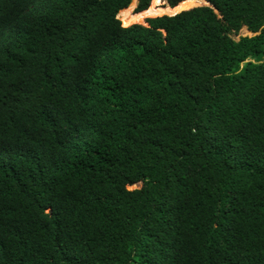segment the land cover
<instances>
[{
	"label": "trees",
	"instance_id": "obj_1",
	"mask_svg": "<svg viewBox=\"0 0 264 264\" xmlns=\"http://www.w3.org/2000/svg\"><path fill=\"white\" fill-rule=\"evenodd\" d=\"M165 1L0 0V264H264V0Z\"/></svg>",
	"mask_w": 264,
	"mask_h": 264
},
{
	"label": "rangeland",
	"instance_id": "obj_2",
	"mask_svg": "<svg viewBox=\"0 0 264 264\" xmlns=\"http://www.w3.org/2000/svg\"><path fill=\"white\" fill-rule=\"evenodd\" d=\"M131 1H133V5H134V6H133V10H134V8H135V6H136L138 0H131ZM162 1H163V4L166 3L165 0H162ZM246 34H249V32L246 30L245 27H243V28L239 31V33L236 34V35H233V37H234V38H238L239 36H241V35H246ZM139 186H140V184L137 183L136 185H132V186H130V188H133V187H139Z\"/></svg>",
	"mask_w": 264,
	"mask_h": 264
},
{
	"label": "water",
	"instance_id": "obj_3",
	"mask_svg": "<svg viewBox=\"0 0 264 264\" xmlns=\"http://www.w3.org/2000/svg\"><path fill=\"white\" fill-rule=\"evenodd\" d=\"M207 2V1H206ZM207 4H209L208 2H207ZM175 13V12H174ZM249 35H252V33L251 32H249Z\"/></svg>",
	"mask_w": 264,
	"mask_h": 264
}]
</instances>
